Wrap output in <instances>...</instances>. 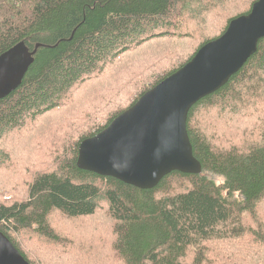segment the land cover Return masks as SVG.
Masks as SVG:
<instances>
[{
    "label": "trees",
    "instance_id": "16d2710c",
    "mask_svg": "<svg viewBox=\"0 0 264 264\" xmlns=\"http://www.w3.org/2000/svg\"><path fill=\"white\" fill-rule=\"evenodd\" d=\"M215 1L0 0V54L20 43L29 53L35 49L18 86L0 98V140L22 128L26 118L36 120L44 112L62 108L63 103L65 115L71 113L72 104L66 102L69 90L89 80L93 72L100 77L93 85L89 83L86 92L79 85L71 89L81 90L79 98L85 106L97 97L121 102L137 81L143 86L128 104L115 108L95 127L90 128L85 117L78 137L65 147V158L55 161V169L36 173L25 198L10 202L11 196L6 198L0 191V231L29 264L37 263L27 258L11 235L29 230L57 242L59 236L48 221L53 210L71 218L89 217L101 201L113 220V257L122 259L123 264H209L224 257L214 241L244 236L247 228L242 221L248 216L256 219L257 205L264 197V130L253 145L221 149L205 136L214 123L201 124L196 116L204 106L242 98L241 86L252 94L259 89L264 82V38L225 85L198 100L188 112L186 129L193 155L201 164L200 174L172 171L153 188L139 189L76 165L80 141L103 129L141 94L187 62L202 44L220 35L230 19L246 13L255 0H231L223 10L234 12L217 34L198 35L188 23L184 28H169V19L175 16L202 25L212 15L207 7ZM197 36L198 44L185 54L182 42ZM203 114L208 117L207 111ZM27 134L36 135L37 131ZM30 144L33 156L39 159L42 150ZM5 154L0 149V158ZM251 231L264 243V234ZM221 247L233 257L238 252L236 241ZM241 264L262 262L252 254Z\"/></svg>",
    "mask_w": 264,
    "mask_h": 264
},
{
    "label": "rangeland",
    "instance_id": "374dc122",
    "mask_svg": "<svg viewBox=\"0 0 264 264\" xmlns=\"http://www.w3.org/2000/svg\"><path fill=\"white\" fill-rule=\"evenodd\" d=\"M231 0H216L207 8L211 12L208 20L199 26L194 25L191 20H186L182 16L171 17L170 29L177 26L192 28V32H203L204 35L217 34L225 23L228 15L234 10H223ZM210 14V13H209ZM181 20V21H180ZM203 37V36H201ZM199 42L197 38L183 41L186 54L192 50ZM150 45V44H149ZM151 46V45H150ZM149 50V49H148ZM134 51H137L135 49ZM140 52V54H144ZM169 62V61H168ZM95 72L89 75V80L78 82L74 86L78 88L90 87L97 79ZM133 77L126 84H132L137 80ZM264 78V76H263ZM91 80V81H90ZM90 81V82H89ZM147 81L144 82V84ZM131 88L125 99L117 102L118 98L101 99L97 97L86 106L79 98L81 90H69L66 102L71 103V113L67 111L65 115L63 107L52 109L42 113L36 120L30 121L26 118L23 127L9 132L0 140V149L5 152V156L0 158V191L6 198L11 196V201L25 198L29 182L39 171H50L55 169V161L65 158L63 153L68 143H72L77 137L80 129L83 127L85 117H88L90 128L101 123L115 108H121L128 104L142 85ZM252 84V83H251ZM242 98L221 101L212 107L204 106L199 110L196 120L199 123L211 121L214 127L205 131V136L216 147L229 149L232 147H245L253 145L259 140L260 131L264 130V82L257 91L252 94L249 89L239 87ZM251 92V93H250ZM84 93V92H83ZM85 94V93H84ZM123 96V95H122ZM79 99V101H78ZM73 100V103L70 101ZM110 103V106H109ZM67 104V105H68ZM70 104V105H71ZM78 105V107L74 106ZM110 108H109V107ZM83 107V108H81ZM105 111V112H104ZM208 112V117L203 114ZM73 117V118H72ZM70 119L69 123L65 120ZM81 120V121H80ZM80 121V122H79ZM82 125L79 128L76 125ZM36 130V135L27 133ZM42 150L43 155L36 160L33 156L32 144ZM25 147L29 149H24ZM217 182L221 180L215 178ZM0 195V200L1 197ZM8 201V200H7ZM6 201V202H7ZM49 224L59 236L57 242L45 240L29 230H22L17 234L11 235L27 258L35 261L37 264H123L122 259L113 257V220L107 211V204L100 202L93 216L71 218L53 210L48 216ZM247 228L244 236L239 240H221L214 241L215 249L224 257L215 258L209 264H229L227 257H230L233 264H241L245 257L254 254L264 264V243L258 240L251 230L264 234V197L257 205L256 219L248 216L242 221ZM238 242V252L234 254L226 252L221 246L226 242ZM187 257H190L188 254ZM226 257V258H225Z\"/></svg>",
    "mask_w": 264,
    "mask_h": 264
},
{
    "label": "water",
    "instance_id": "95a60500",
    "mask_svg": "<svg viewBox=\"0 0 264 264\" xmlns=\"http://www.w3.org/2000/svg\"><path fill=\"white\" fill-rule=\"evenodd\" d=\"M264 38V0L230 19L182 66L153 85L97 133L79 142V169L151 189L168 173L200 174L186 121L190 108L225 85ZM17 44L0 54V98L18 86L32 54ZM0 264H29L0 231Z\"/></svg>",
    "mask_w": 264,
    "mask_h": 264
},
{
    "label": "bare ground",
    "instance_id": "6f19581e",
    "mask_svg": "<svg viewBox=\"0 0 264 264\" xmlns=\"http://www.w3.org/2000/svg\"><path fill=\"white\" fill-rule=\"evenodd\" d=\"M156 55V54H155Z\"/></svg>",
    "mask_w": 264,
    "mask_h": 264
}]
</instances>
